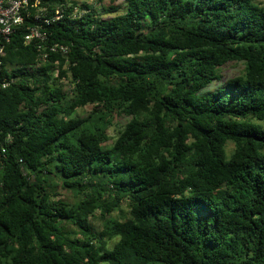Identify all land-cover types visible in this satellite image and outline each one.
Instances as JSON below:
<instances>
[{
  "label": "trees",
  "instance_id": "1",
  "mask_svg": "<svg viewBox=\"0 0 264 264\" xmlns=\"http://www.w3.org/2000/svg\"><path fill=\"white\" fill-rule=\"evenodd\" d=\"M101 14L30 0L4 43L0 264H264V6ZM230 61L244 73L223 81Z\"/></svg>",
  "mask_w": 264,
  "mask_h": 264
},
{
  "label": "rangeland",
  "instance_id": "2",
  "mask_svg": "<svg viewBox=\"0 0 264 264\" xmlns=\"http://www.w3.org/2000/svg\"><path fill=\"white\" fill-rule=\"evenodd\" d=\"M68 1H74L77 2L78 4H81L83 2L87 4H91L93 7H95L97 10L102 12L101 17L102 18H111L119 13H123L125 9V0H68ZM262 6H264V0H255ZM108 6H114L116 7V11H109V12H104L102 9L107 8ZM219 73L221 74V77L223 81H226L230 78L240 76L244 73V63L239 61H230L223 66L219 68ZM61 84H63L64 87H68L69 83L67 79L62 78L60 80ZM215 86L213 85L212 88ZM89 109V106H85L83 108H78L77 112L78 113H84ZM129 119L128 116L125 115H117L114 118V124L111 125L108 130H107V135H108V143L111 142L113 139L116 138L118 130L123 126V124ZM232 149V143L227 144V151L230 152ZM60 195L57 196L59 198H62L67 201H73L74 198L72 194L68 190H64L61 188H58ZM114 215H119L120 213L117 212H112ZM109 245H112V241L109 242ZM100 264H105V263H100Z\"/></svg>",
  "mask_w": 264,
  "mask_h": 264
},
{
  "label": "built area",
  "instance_id": "3",
  "mask_svg": "<svg viewBox=\"0 0 264 264\" xmlns=\"http://www.w3.org/2000/svg\"><path fill=\"white\" fill-rule=\"evenodd\" d=\"M30 0H0V55H4V43L8 42L10 36L16 31V28L23 22L22 10L29 4ZM40 0H33L37 4ZM43 19H42V18ZM57 17V16H56ZM44 24H49L51 18L36 15ZM45 29L41 25H35L28 28L24 36L26 42L32 39L42 40L45 37ZM54 49V48H52ZM9 81L0 79V90L5 88Z\"/></svg>",
  "mask_w": 264,
  "mask_h": 264
}]
</instances>
